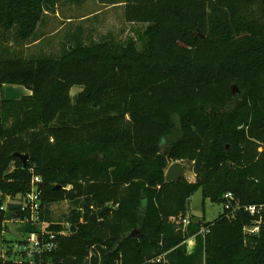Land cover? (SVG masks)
I'll list each match as a JSON object with an SVG mask.
<instances>
[{
  "label": "trees",
  "instance_id": "trees-1",
  "mask_svg": "<svg viewBox=\"0 0 264 264\" xmlns=\"http://www.w3.org/2000/svg\"><path fill=\"white\" fill-rule=\"evenodd\" d=\"M84 1L0 0V237L24 217L7 197L39 176L45 228L66 232L41 264H264V214L245 210L264 204V0H99L146 25L137 40L76 34L26 55L46 15ZM4 85L32 95L6 100ZM177 161L194 182H166ZM199 189L224 207L212 223L188 217ZM64 201L65 225L50 210Z\"/></svg>",
  "mask_w": 264,
  "mask_h": 264
},
{
  "label": "rangeland",
  "instance_id": "rangeland-1",
  "mask_svg": "<svg viewBox=\"0 0 264 264\" xmlns=\"http://www.w3.org/2000/svg\"><path fill=\"white\" fill-rule=\"evenodd\" d=\"M145 28L146 25L130 24L125 21L123 4L112 6L103 4L99 0H85L80 5L61 2L54 13L46 15L39 28V35L42 37L41 43L30 48L25 46L24 50L27 56L59 55L67 39H71L76 34H80L86 43L104 40L124 42L131 38L137 40ZM138 46L139 49L143 48V43L138 41ZM81 91L82 87H74L71 96L75 98ZM182 164L186 169L183 178L194 182L196 176L193 164L188 162ZM188 209V217L211 223L216 221L224 211L222 204L212 203L209 199L205 200L202 189H199L192 196ZM50 210L53 219L64 224L63 221L66 220L68 213L73 210V206L64 201L52 205ZM19 227L17 224H7L6 231L0 237V247L4 246L3 240H17L19 238ZM187 243L188 246L195 245L192 238L188 239Z\"/></svg>",
  "mask_w": 264,
  "mask_h": 264
},
{
  "label": "built area",
  "instance_id": "built-area-1",
  "mask_svg": "<svg viewBox=\"0 0 264 264\" xmlns=\"http://www.w3.org/2000/svg\"><path fill=\"white\" fill-rule=\"evenodd\" d=\"M40 184L41 178L39 176H33L31 190L28 194L22 197L21 201L13 202L10 197H7L2 210L6 211L8 204L11 202L19 203L21 211L24 213V217L7 220L5 223L6 228L9 223L17 224L20 226L19 228L25 224H32L39 225L40 231L30 234H22L20 231L19 238L14 240L10 246H1L0 264H6V260H12L16 263L26 262L28 264H41L48 253L58 249L59 243L57 241V236L59 234L66 235L65 231L54 232L46 230V224L42 221L43 207L41 202L42 190ZM227 197H231V195L229 194ZM227 209H229V206H227ZM245 210L252 216H262L264 214V204L259 206H249L246 207ZM188 221V219L182 220L184 227L189 224ZM246 231L253 234L258 233L259 222L257 221L254 225L248 226ZM160 260L161 258L158 259V261Z\"/></svg>",
  "mask_w": 264,
  "mask_h": 264
},
{
  "label": "water",
  "instance_id": "water-1",
  "mask_svg": "<svg viewBox=\"0 0 264 264\" xmlns=\"http://www.w3.org/2000/svg\"><path fill=\"white\" fill-rule=\"evenodd\" d=\"M238 90L236 87H233V92L236 93ZM18 155L22 161L24 166H26L28 160H29V155L25 154V155H20V154H16ZM185 173H186V169L184 167V165L182 164V162H174L172 163L167 171H166V182L167 183H173V182H178L180 179H182L183 177H185ZM58 188H60V186H58ZM137 233H131L128 237L131 238H136L137 237Z\"/></svg>",
  "mask_w": 264,
  "mask_h": 264
},
{
  "label": "crops",
  "instance_id": "crops-1",
  "mask_svg": "<svg viewBox=\"0 0 264 264\" xmlns=\"http://www.w3.org/2000/svg\"><path fill=\"white\" fill-rule=\"evenodd\" d=\"M39 43H41V40L32 45H29L28 48L32 46L34 47L35 45H38ZM30 95H32V92L23 86L4 85L3 87V97L6 100H19L24 96H30Z\"/></svg>",
  "mask_w": 264,
  "mask_h": 264
}]
</instances>
